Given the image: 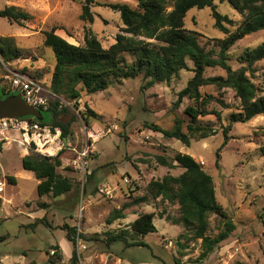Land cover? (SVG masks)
I'll use <instances>...</instances> for the list:
<instances>
[{
  "label": "rangeland",
  "instance_id": "obj_1",
  "mask_svg": "<svg viewBox=\"0 0 264 264\" xmlns=\"http://www.w3.org/2000/svg\"><path fill=\"white\" fill-rule=\"evenodd\" d=\"M95 1L120 3L122 0ZM83 3L84 0H0V10L12 5L33 17L21 26L0 18V37H12L22 51L10 68L23 70L48 86L55 59L53 51L43 46V33L52 28L73 45L83 44L86 29L92 31L103 48L112 45L122 27L119 12L94 5L91 7L94 21L89 24L80 19ZM214 4L235 25L241 22V16L227 1L215 0ZM184 23L186 29L200 35L199 43L206 50L216 46V39L224 37L214 28L210 8L189 10ZM235 27L229 28L233 31ZM262 43L264 30L237 41L229 50L230 67L238 69L240 54ZM125 57L129 63L134 60L131 55ZM187 65L188 70L180 71L168 83H155L147 89L143 88L145 81L139 75L134 79L114 80L107 90L95 94L82 91L77 101L62 98V108L66 110H61L56 121L69 124V134L62 139L59 129L52 131L47 125L50 137L59 135L60 141L57 140V145L50 138L45 147L37 146L39 153L34 143V149L32 144L21 146L22 139L15 131L6 134L8 139L0 141V181L6 182L0 194V264H72V250L79 256L75 264H264V156L259 150L264 145V117L232 123L229 140L222 146V129L240 106L231 89L218 90L210 85L200 88V93L213 97L206 109L218 113L219 118L215 114L199 116L197 123L213 128L214 135L190 138L186 146L146 128L154 124L170 130L179 119L182 131L187 132L190 118L184 110L196 106L195 101L185 97L179 107H174L177 93L193 76L192 63L187 61ZM247 74L264 94V59L254 63ZM204 76H225V71L206 68ZM85 106L97 116L85 110ZM43 114L45 118L49 115ZM87 132L100 133L101 137L91 140ZM46 141L41 137L39 143ZM56 147L60 150L54 156L61 161L57 173L68 178L72 188L56 198L51 194L38 197V181L32 172L22 168L21 160L27 155L48 156ZM178 152L192 156L211 176L216 201L235 224L230 236L204 259L199 258L203 250L201 240L194 239L192 232L178 223V206L161 198L152 199L147 192L150 181L161 180L167 174L178 176L184 171L162 167L155 160L156 155L171 159ZM9 177H14V182ZM142 196H148L147 204L132 205L134 199ZM39 203L46 207L42 209ZM123 206L125 218L108 224L107 219ZM144 213H154L156 232L143 238L129 237L142 239L147 247L127 248L122 242H107L111 235L130 230V223ZM223 221L217 214H209L205 235L215 237L222 230ZM64 225L75 227L80 235L74 246L66 239ZM54 252L61 258L57 259Z\"/></svg>",
  "mask_w": 264,
  "mask_h": 264
},
{
  "label": "trees",
  "instance_id": "obj_2",
  "mask_svg": "<svg viewBox=\"0 0 264 264\" xmlns=\"http://www.w3.org/2000/svg\"><path fill=\"white\" fill-rule=\"evenodd\" d=\"M123 1V0H122ZM120 3H99L95 0H84L80 19L92 24L94 21L92 6H104L119 12L122 22L120 32L115 37V42L107 48L101 43L90 29L85 30L84 41L81 45H73L55 33L56 29L43 33V46L53 51L55 65L51 75L49 90L59 98L71 101L80 99L81 92L87 95L107 90L114 80L134 79L142 75L145 84L143 88L152 87L155 83H168L172 77L177 76L180 71L188 70L187 61L193 65V76L188 80L186 86L177 93L174 107H179L185 97L195 101L196 106H187L184 110L189 116L190 123L187 132L182 131V121L176 119L170 130H165L157 125L146 126L153 132L161 133L164 138L176 139L184 145L189 146L190 138L204 139L216 133L209 127L197 123L199 116L219 114L206 109L212 101L211 95L203 96L200 88L204 86H215L218 90L231 89L235 98L239 101L240 110L230 115V123L223 127L224 143L226 145L231 131L232 123H246L257 116L264 117V94L251 81L250 68L254 63L264 59V43L252 48L245 49L239 56L240 67L233 70L228 64L229 50L237 41L244 37L264 30V0H218L227 1L229 5L241 16V22H235L222 15L216 9L215 0H125ZM133 1V2H130ZM130 3L134 4L131 6ZM196 8L211 9L214 20V28L221 32L224 37L216 39V46L206 50L199 43L200 36L196 31L185 28L184 19L189 10ZM0 18L9 22L23 25L32 20V15L25 10L6 6L0 10ZM236 26L233 31L229 27ZM215 48H218L216 51ZM22 51L16 46L12 37H0V62L11 67L12 61L19 59ZM125 55H131L134 60L129 63ZM11 62V63H10ZM218 67L225 71V76L205 77L206 68ZM26 74L23 70L18 71ZM80 86V89L78 88ZM0 94L9 96L4 89L0 88ZM221 105L226 106L222 101ZM59 101H50L49 107L42 112V120L26 117L31 122L40 126H51L60 130V136L65 139L69 134V124L56 121L61 110ZM93 116L96 113L88 109ZM43 112L49 113L45 118ZM84 121L87 118L83 115ZM34 149V145H31ZM264 156V145L259 148ZM220 149L216 153L215 166L219 167ZM157 164L167 168H181L184 171L178 176L165 175L161 180L150 181L147 192L152 199L161 198L165 201L175 203L178 206L179 222L186 230L192 232L194 239H200L202 252L199 258H206L222 241L226 240L235 230V224L230 219L223 207L215 198L213 180L195 161L188 155L178 152L173 158L166 155H156ZM22 168L32 172L37 184V195L43 197L51 194L56 198L69 192L72 183L68 178L57 173L61 166L58 156H36L27 155L21 160ZM89 179L91 177L89 176ZM14 182V177H9ZM148 196H142L132 201V205L147 204ZM44 209L46 205L39 203ZM122 207L115 211V215L107 219L108 224L114 220L124 219ZM209 214H217L223 221L222 230L215 236L205 235L208 229ZM154 213H144L130 223V230L111 235L107 242L109 244L122 242L125 247H147L142 239L136 241L129 236L145 237L147 234L155 233L156 227L153 223ZM66 239L75 245L79 234L75 227L64 225ZM58 248L55 247V251ZM56 254V252H54ZM60 259L58 253L55 255ZM77 255L72 250L71 263L75 264Z\"/></svg>",
  "mask_w": 264,
  "mask_h": 264
},
{
  "label": "built area",
  "instance_id": "obj_3",
  "mask_svg": "<svg viewBox=\"0 0 264 264\" xmlns=\"http://www.w3.org/2000/svg\"><path fill=\"white\" fill-rule=\"evenodd\" d=\"M0 65L2 68V72H0V88L4 89L5 93H9L11 95L19 94L26 104L39 110H46L49 107L50 101H59V107H62V98H59L58 96L54 95L49 90L48 86L44 85L36 79L29 77L27 74L12 70L9 66L3 65L1 62ZM10 131H15L16 133H18V136L21 137V146L25 147L26 145L27 147H30V145L34 143L36 145L35 151L38 153L40 151L37 146L42 145L40 148L45 147V144L50 141V138L53 137L52 142L57 145L60 141L59 135H54L50 137V133L46 126L42 127L36 122H31L24 118L0 119V141H6L8 139L6 134ZM41 137L44 141L47 140L46 142H44V144L39 143ZM100 137V133L95 134L87 132V138H90L91 140L99 139ZM58 139L59 141H57ZM56 149L57 150L53 151V153H48V156H54L60 150V147H56ZM41 154L43 156H47L45 153ZM5 184V181H0V194L4 192ZM77 238L78 237H76V240ZM81 248L84 249L85 247L81 246ZM78 257L79 256L77 254V258Z\"/></svg>",
  "mask_w": 264,
  "mask_h": 264
},
{
  "label": "water",
  "instance_id": "obj_4",
  "mask_svg": "<svg viewBox=\"0 0 264 264\" xmlns=\"http://www.w3.org/2000/svg\"><path fill=\"white\" fill-rule=\"evenodd\" d=\"M31 117L42 120V112L25 103L19 94L0 97V119H21Z\"/></svg>",
  "mask_w": 264,
  "mask_h": 264
},
{
  "label": "crops",
  "instance_id": "obj_5",
  "mask_svg": "<svg viewBox=\"0 0 264 264\" xmlns=\"http://www.w3.org/2000/svg\"><path fill=\"white\" fill-rule=\"evenodd\" d=\"M122 2H126L125 0H123ZM125 214V213H124ZM133 222V221H132ZM145 264V263H144Z\"/></svg>",
  "mask_w": 264,
  "mask_h": 264
}]
</instances>
